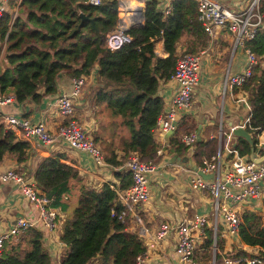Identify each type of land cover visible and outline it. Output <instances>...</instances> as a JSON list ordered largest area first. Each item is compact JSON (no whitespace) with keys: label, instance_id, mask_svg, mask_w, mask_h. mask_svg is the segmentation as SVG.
Returning <instances> with one entry per match:
<instances>
[{"label":"trees","instance_id":"obj_1","mask_svg":"<svg viewBox=\"0 0 264 264\" xmlns=\"http://www.w3.org/2000/svg\"><path fill=\"white\" fill-rule=\"evenodd\" d=\"M84 1L20 0L14 18H11L10 7L2 13L0 96L12 93L19 104L27 101L38 104L43 96L52 99L57 94L60 78L83 76L87 79L93 75V81H87L89 101L100 108L101 114L92 141L104 162L116 167L128 152L135 151L142 160L162 163L164 151L160 155L155 153L160 144L153 135L162 109L158 86L173 72L178 43L182 45L181 52L186 53L207 45V36L196 18V5L172 0L169 13L163 16L156 8V0L146 1L142 25L127 30L130 42L110 51L105 47L104 36L117 20L115 0H102L96 6ZM258 9L263 14V23L245 47L260 59L241 85V90L247 94L246 131L251 136L252 146L239 136H235L233 142L243 156L252 154L256 142L254 134L264 130V0L258 1ZM79 13L92 21H82ZM155 40H161L166 56L155 53ZM2 115L0 109V118ZM182 119L178 118V125H184ZM190 125L191 122L182 132H187ZM179 128L167 137L163 149L174 158L187 156L188 147L179 142L182 134ZM215 146V139L196 142L192 148V163L200 165L203 158L209 159L215 153ZM31 153L29 142L17 138L0 124V162L9 157L17 164L24 163ZM66 159L64 152L41 156L31 172L35 187L50 200V206L63 215L58 223V239L64 245L59 264H88L93 259H96L95 264H135L134 259L144 245L116 219L117 206L111 183L103 182L97 188L86 186L78 170L66 164ZM113 175L117 189L123 191L130 184L126 172L115 171ZM74 192L76 205L69 212L68 200ZM217 236L216 247H221L222 240ZM238 238L243 245L256 247L257 251L251 255L237 248L231 255L255 256L258 264H264L261 214L242 210ZM211 242L212 231L207 226L200 255L204 264H209ZM218 262L219 254L215 253V264ZM0 264H51L42 232L33 226L11 237L3 245Z\"/></svg>","mask_w":264,"mask_h":264},{"label":"built area","instance_id":"obj_2","mask_svg":"<svg viewBox=\"0 0 264 264\" xmlns=\"http://www.w3.org/2000/svg\"><path fill=\"white\" fill-rule=\"evenodd\" d=\"M7 0H0V16L8 9ZM148 0H115L116 14L118 16L115 26L105 34V47L114 51L122 45L130 42L131 37L127 30L132 26L142 23L144 3ZM172 0H156V8L162 15L166 16L170 11ZM194 2L196 5V18L204 33L208 37H214L219 31L226 32L232 40L231 55L235 48L243 50V61L240 71L226 73L223 77V88H239L251 75L252 68L258 64L260 56L245 47L248 40H251L256 30L263 23V14L258 9L259 0H240L230 10L215 0H183ZM245 1V2H244ZM20 0L11 9V18L16 15V8ZM102 0H85L84 3L96 6ZM137 8V17H126L129 11L134 12ZM204 51L195 53H181L175 59L174 70L169 79L172 81L173 90L165 100L164 105L156 119L153 130L157 142L158 136L171 134L177 127V120L190 108V96L198 83L199 67ZM95 72L93 67L92 73ZM69 89L57 93L48 103V108L60 118L53 130H48L45 125L47 109L40 110L36 116L22 117L8 113L7 108L16 104L12 93L0 96V109L3 115L0 124L6 129L14 132L15 136L30 144L52 147L55 144L60 149H67L79 154H86L95 165L105 170H121L130 177L129 186L123 191L114 189L117 206L115 217L119 222L124 223L128 214L135 218L134 209L149 199V182L153 174L161 167L160 163L142 160L135 151L125 155L124 162L116 167H109L104 164L101 153L92 141V133L95 131V123H82L74 116V111L85 106L82 94L87 81H93V75L87 79L83 76L69 78ZM235 97L236 104L242 110H248L245 93L231 95ZM249 115L244 120L232 126L225 135L220 129L217 132L218 145L220 149L209 159H202L197 166L203 173H210V179H203L193 175L187 182L189 191H203L207 199H211L209 209L194 213L191 217L178 222L160 221L153 229L146 241H142L144 248L134 261L135 264H204L200 258L204 229L209 226L212 231V242L209 248V264H215V253L219 254L217 264H258L259 259L255 256L241 257L231 255L233 247L229 246L235 242L236 249L240 246L238 230L241 224V212L239 204L248 205L249 208L264 217L263 207L253 205L263 199L264 186V161H256L249 156L240 155L234 148L231 141L232 130L240 127L246 130ZM260 133L254 134L255 145L258 143ZM198 141L196 131L192 130L179 136V142L189 147ZM162 146L156 150V154L163 153ZM264 147V144H262ZM17 168H4L0 171V187L4 183L11 182L15 185L20 197L24 198L33 206L36 212V220L31 221L24 217H16L14 224L7 226L5 231L0 232V254L4 242L12 236L22 233L27 228L34 226L37 222L42 227L43 240L56 244L59 248L62 244L58 240L57 215L58 210L50 206V200L43 192L37 189L34 182ZM114 212L111 211V215ZM172 234L173 246L172 262L166 256L158 254L160 243H164L167 237ZM218 235V236H217ZM216 236L222 240L221 247H216ZM252 255L251 252H248ZM201 260V262H200Z\"/></svg>","mask_w":264,"mask_h":264},{"label":"crops","instance_id":"obj_3","mask_svg":"<svg viewBox=\"0 0 264 264\" xmlns=\"http://www.w3.org/2000/svg\"><path fill=\"white\" fill-rule=\"evenodd\" d=\"M215 1L222 6L228 5L230 10H232L234 9V4L238 3L240 0ZM245 1L247 2L248 0ZM203 50L205 52L202 56L199 67V81L191 95L190 108L181 116L183 117L182 122H184V125L177 124V127L180 126V133H185L182 132L183 128L187 127L189 122H191L192 125L189 126L190 129L188 131H196L198 142L206 143L209 140H216L218 129H220V132L224 131L227 133L232 126L239 123L240 120H244L245 116H247V111L242 110L240 106L236 104L235 97L231 96L233 94L228 89H223L221 83L222 74L225 68L229 67L231 72L241 70L243 50L235 48L231 55L230 36L224 31H219L214 37L208 39L207 45ZM154 51L160 57L166 56V53L162 48L161 40H155ZM176 51L178 54L182 51L181 43L177 44ZM165 81L166 82H161L158 86V93L161 98H163V102H165V100L171 95L173 90L172 81ZM68 89V78H60L57 81L56 92L59 93L67 91ZM226 95L229 102L225 105L224 98ZM50 100H52L50 97L43 96L38 104H32L29 101L24 104L16 103L11 106L12 108L8 107L7 112L22 117H32L36 116L40 110L47 109L48 112L45 117V125L48 130H53L56 124L59 123L60 118L48 108ZM82 100L86 104L83 108L77 110L83 112V116L79 117L81 119L85 118V114L92 109L87 86L84 87ZM96 107L97 110L95 116L98 109L100 110L97 105ZM79 118L77 119L79 120ZM99 118L100 116L97 117V119ZM95 128H97L96 124ZM167 136V134H164L157 137L160 146L167 145ZM234 137L235 136L231 138L232 142L235 140ZM216 143L218 144V138ZM262 144H264V130L260 133L258 143L253 148L252 154L249 156L251 159H255L258 162L264 161V147ZM31 150V155L24 163L17 164L9 157L3 158L0 162V171L4 168H17L20 171H23L24 174L33 181L31 172L37 158L49 154L64 152L67 157L65 160L66 164H69L78 170L80 178L86 186L97 188L103 182H110L112 184L117 182L113 177V172H115V170L111 169L108 171L102 169L100 166L95 165L86 154H79L67 149H60L57 144L52 147H45L31 143ZM169 154L170 153L164 150V160L160 164L161 167L156 170L150 179L148 185V201L134 209L133 213L137 218L131 214H128L127 216L126 224L128 228L126 230L135 233L142 241L148 239L149 235L160 221H169L170 223L178 222L182 219L191 217L196 212L209 209V201L205 192H191L187 187L189 178H192L194 175L191 157L184 156L187 160L181 162L176 160L173 156L170 157ZM261 188L264 189V186H261ZM75 196L76 193L74 192L73 197L68 200L69 212L73 208V205L70 204L69 201L72 198H75ZM262 197H264V190ZM263 201L264 198L256 201L253 205L261 208V206L263 207ZM244 209L253 210L249 207H244L242 210ZM16 217H24L28 220L35 221L36 212L29 202L20 197L13 183H4L0 187V232L5 231L7 226L13 225ZM59 217L62 219L63 215L59 213ZM35 226L42 230L40 223L37 222ZM57 226L58 235V221ZM49 241L51 240H43V244L49 254L51 264H59V258L64 249L63 247L59 248L56 244ZM172 246L173 237L172 234H170L167 237L166 242L160 243L157 253L163 254L168 258L167 260L169 262H172ZM232 247L233 252H235L236 247L234 241L229 246V248ZM238 248L245 251L251 249V247H247L242 243ZM89 264H94V262L91 261Z\"/></svg>","mask_w":264,"mask_h":264},{"label":"rangeland","instance_id":"obj_4","mask_svg":"<svg viewBox=\"0 0 264 264\" xmlns=\"http://www.w3.org/2000/svg\"><path fill=\"white\" fill-rule=\"evenodd\" d=\"M16 2H18V0H7L6 1V6L7 7H10L11 9L12 8H14L15 7V5H16ZM225 7H227L228 9H230V7L228 6V5H224ZM117 18H118V16H117ZM208 39H211V38H209V37H207V40ZM230 41H231V37H230ZM224 73V72H223ZM222 76H223V74H222ZM87 86V85H86ZM85 86V87H86ZM229 102V100H228V97H227V95L225 96V98H224V104L226 105L227 103ZM90 105H92V109H90L88 112H87V114H85V118H79V117H81V116H83V112H80V111H74V116L76 117V118H79V120L82 122V123H90V122H94L95 124H96V127H97V124H98V119H97V117H99L100 116V112H99V109H98V111H97V114H96V116H95V112H96V110H97V107H96V105L95 104H93L92 102H90ZM103 108H104V106H102ZM104 110H105V112L107 113V114H109L108 113V110L106 109V108H104ZM243 112V111H242ZM222 133V135H225V133L226 132H221ZM215 134H216V132H215ZM216 138V137H215ZM216 140H217V138H216ZM216 140H215V148L217 149V143H216ZM97 146V145H96ZM98 147V146H97ZM99 149V148H98ZM209 201V204L208 205H210L211 206V203H212V200L211 199H209L208 200ZM69 203L70 204H72L73 205V207L76 205V199L75 198H72L70 201H69ZM244 207H248V205H245V204H239L238 205V209L241 211ZM42 241H43V237H42ZM44 243V242H43ZM50 247V246H49ZM256 251H257V248L256 247H251V249H249L248 250V252H251V253H253V254H255L256 253ZM49 255V254H48ZM92 262H96V259H93L92 260ZM200 262H201V260H200Z\"/></svg>","mask_w":264,"mask_h":264},{"label":"clouds","instance_id":"obj_5","mask_svg":"<svg viewBox=\"0 0 264 264\" xmlns=\"http://www.w3.org/2000/svg\"><path fill=\"white\" fill-rule=\"evenodd\" d=\"M142 15H143V13H142ZM116 16H117V14H116ZM164 16V15H163ZM142 17V16H141ZM117 21V20H116ZM142 21H143V18H142ZM142 25V23L140 24V25H138V26H132V27H139V26H141ZM206 35V34H205ZM130 36V35H129ZM207 36V35H206ZM208 37V36H207ZM210 38V37H209ZM231 45H232V40L230 41V51H231ZM200 50H202V51H204L203 50V48L202 49H198V50H196L195 52H198V51H200ZM195 52H193V53H195ZM205 52V51H204ZM181 53H186V52H180L179 54H181ZM178 54V55H179ZM204 54V53H203ZM203 54H202V56H203ZM177 55V56H178ZM175 64V63H174ZM200 64H201V62H200ZM174 70V69H173ZM226 73H236V72H231L230 71V69H229V67L228 68H225V70H224V73H223V76H222V78H221V83H223V77H224V75L226 74ZM172 74V73H171ZM170 77V76H169ZM169 79V78H168ZM167 79V80H168ZM198 81H199V76H198ZM162 82H166V81H162ZM198 84V83H197ZM86 85H89V84H87L86 83ZM197 86V85H196ZM195 86V87H196ZM194 87V88H195ZM223 89H228L232 94H234V95H236L237 97H238V94L239 93H243L244 91L243 90H241V86L239 87V88H236V87H232V88H223ZM194 90V89H193ZM192 93H193V91L191 92V95H192ZM245 93V95H246V102H247V94H246V92H244ZM190 98H191V96H190ZM162 99V107H163V105H164V102H163V98H161ZM190 104H191V99H190ZM248 104V103H247ZM239 105V104H238ZM240 106V105H239ZM249 107V106H248ZM246 111V110H245ZM248 112H249V109L247 110V115H248ZM182 116V115H181ZM180 116V117H181ZM179 118V117H178ZM177 124H178V120H177ZM177 128V127H176ZM95 130H96V128H95ZM189 132V131H188ZM185 133H187V132H185ZM171 134H173V133H171ZM171 134H168V136L169 135H171ZM182 134H184V133H182ZM250 135V134H249ZM167 136V137H168ZM234 136V135H233ZM251 137V136H250ZM198 142V141H197ZM194 145V144H193ZM193 145L191 146V154H189V147L187 148V156L186 157H188V156H192V152H193ZM166 146V145H165ZM165 146H162V149H164L165 148ZM161 147V146H160ZM98 148V147H97ZM218 149H220V146L217 144V149H215V153H216V151L218 150ZM99 150V149H98ZM220 150H222V148L220 149ZM164 151V150H163ZM100 152V151H99ZM214 153V154H215ZM139 156V155H138ZM163 158H164V156H163ZM124 159H125V156L123 157V160H122V163L124 162ZM179 159H181V158H179ZM187 160V159H186ZM104 161V160H103ZM122 163H120V165L122 164ZM154 163V162H153ZM104 164H106L105 162H104ZM161 164V163H160ZM107 165V164H106ZM107 166H109V165H107ZM119 166V165H118ZM197 166L198 165H194L193 164V171H194V175H197V173H196V169H198L197 168ZM73 167V166H72ZM110 167V166H109ZM194 167L196 168V169H194ZM75 168V167H74ZM179 169H180V167H179ZM200 170V169H199ZM115 171H120L121 172V170H115ZM128 174V173H127ZM199 176V175H198ZM200 177V176H199ZM116 183H114V184H112L111 183V185H110V189H112L113 190V188L114 189H117V187H116ZM129 186V185H128ZM127 186V187H128ZM126 187V188H127ZM119 190V189H118ZM114 192V191H113ZM114 194H115V192H114ZM114 201H115V199H114ZM57 221H58V223H59V211H58V215H57ZM126 222H127V217L125 218V222L123 223L124 224V226H125V230L128 228L127 227V224H126ZM35 226V225H34ZM31 227H33V226H31ZM39 229V228H38ZM41 232H42V230L41 229H39ZM127 231V230H126ZM13 237V236H12ZM42 237H43V233H42ZM57 238H59V234H58V237ZM10 240V239H9ZM59 240V239H58ZM60 242V241H59ZM240 242V241H239ZM5 243V242H4ZM61 243V242H60ZM141 243H142V240H141ZM62 244V243H61ZM143 244V243H142ZM4 245V244H3ZM62 247H63V249H64V245L62 244ZM63 253V252H62ZM62 253H61V255H62ZM253 254V253H252ZM61 255H60V257H61ZM59 260H60V258H59ZM91 262V261H90ZM89 264V263H88ZM94 264H95V262H94Z\"/></svg>","mask_w":264,"mask_h":264},{"label":"water","instance_id":"obj_6","mask_svg":"<svg viewBox=\"0 0 264 264\" xmlns=\"http://www.w3.org/2000/svg\"><path fill=\"white\" fill-rule=\"evenodd\" d=\"M79 17H80V19L83 21V20H89V21H92L91 19H89V18H87L84 14H82V13H79ZM140 25V24H139ZM232 134L234 135V136H239V137H242V138H244L251 146H252V140H251V137H250V135H249V133L245 130V129H243V128H240V127H236V128H234L233 130H232ZM176 160H179V161H181V162H184L185 160H186V158L185 157H183V158H181V159H179V158H176ZM194 169H196L195 167H194ZM180 170H181V168H180ZM196 173H197V175H199L201 178H203V179H210L211 177H212V174H210V173H203L201 170H199V169H196Z\"/></svg>","mask_w":264,"mask_h":264},{"label":"bare ground","instance_id":"obj_7","mask_svg":"<svg viewBox=\"0 0 264 264\" xmlns=\"http://www.w3.org/2000/svg\"><path fill=\"white\" fill-rule=\"evenodd\" d=\"M134 10V12H131V11H129V13H127V14H130V15H125L126 17H137V8H135V9H133Z\"/></svg>","mask_w":264,"mask_h":264}]
</instances>
